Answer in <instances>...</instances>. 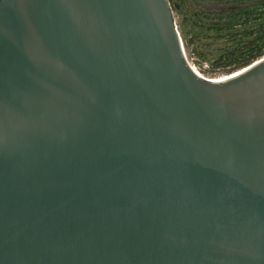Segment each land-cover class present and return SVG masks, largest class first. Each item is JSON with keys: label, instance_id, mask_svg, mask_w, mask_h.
Listing matches in <instances>:
<instances>
[{"label": "water", "instance_id": "95a60500", "mask_svg": "<svg viewBox=\"0 0 264 264\" xmlns=\"http://www.w3.org/2000/svg\"><path fill=\"white\" fill-rule=\"evenodd\" d=\"M0 264H264V56L200 76L169 0H0Z\"/></svg>", "mask_w": 264, "mask_h": 264}, {"label": "trees", "instance_id": "16d2710c", "mask_svg": "<svg viewBox=\"0 0 264 264\" xmlns=\"http://www.w3.org/2000/svg\"><path fill=\"white\" fill-rule=\"evenodd\" d=\"M184 46L227 74L264 56V0H169Z\"/></svg>", "mask_w": 264, "mask_h": 264}, {"label": "rangeland", "instance_id": "374dc122", "mask_svg": "<svg viewBox=\"0 0 264 264\" xmlns=\"http://www.w3.org/2000/svg\"><path fill=\"white\" fill-rule=\"evenodd\" d=\"M199 1L202 2V0H199ZM173 16H174V20L176 23V27L179 31V16L174 10H173ZM183 49H184V54H185L188 62L190 63V65L192 67H194L195 70H197L198 73L200 75H202L203 77H205V78H216V77H220L222 75L227 74L226 72H224L223 69H221V68L215 69V67L210 65V63L208 61L201 60V58H199L197 55L193 54L191 49L184 46V44H183Z\"/></svg>", "mask_w": 264, "mask_h": 264}, {"label": "bare ground", "instance_id": "6f19581e", "mask_svg": "<svg viewBox=\"0 0 264 264\" xmlns=\"http://www.w3.org/2000/svg\"><path fill=\"white\" fill-rule=\"evenodd\" d=\"M194 70H195V68H194ZM197 73H198V71L197 70H195ZM199 74V73H198ZM200 75V74H199ZM200 76H202V75H200ZM220 77H223V75L222 76H220ZM208 79V78H207ZM210 79V78H209Z\"/></svg>", "mask_w": 264, "mask_h": 264}]
</instances>
